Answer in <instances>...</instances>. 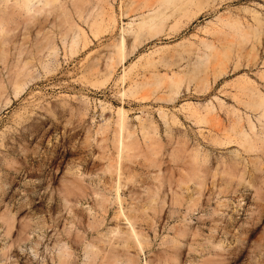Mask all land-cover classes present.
<instances>
[{"label": "rangeland", "instance_id": "obj_1", "mask_svg": "<svg viewBox=\"0 0 264 264\" xmlns=\"http://www.w3.org/2000/svg\"><path fill=\"white\" fill-rule=\"evenodd\" d=\"M20 1L0 0V264H264V156L219 144L259 125L264 0H94L90 21Z\"/></svg>", "mask_w": 264, "mask_h": 264}, {"label": "bare ground", "instance_id": "obj_2", "mask_svg": "<svg viewBox=\"0 0 264 264\" xmlns=\"http://www.w3.org/2000/svg\"><path fill=\"white\" fill-rule=\"evenodd\" d=\"M75 1L76 2L74 3V6H75V9H76L78 15L81 18L85 19L86 21H90L94 15L95 7H96V3L94 2V0H75ZM57 2H58V0H21L19 4L27 12H30V11H32V8L35 6L34 3L42 4V7L46 8V7L52 6L53 4H55ZM130 24H132V23L130 22ZM66 27H69V26L66 25ZM72 27H73V25H72ZM74 27L77 28L78 26L76 24H74ZM3 30H4V23L2 20H0V33H2ZM79 32H80V29H77V32L75 34H77ZM50 50L53 51L51 54H56V52H57V49L55 47L51 48ZM123 57H124V54H123ZM123 61H124V59H123ZM255 113L257 116V123L259 124L258 126L254 121H252L250 118H248L246 120V128H248V130H247L244 127V125L240 124L241 122L239 119L233 123V125L231 127V132H229L230 137H225L224 139H219V144L220 145H229L231 143L237 144V145L241 146L247 154H251V153L254 154V156L257 158L256 160L259 162V160L262 159V156H264V99H262L261 102L259 103V105L257 106ZM119 127L122 131H124V129H125V119L124 118L120 119ZM225 142H227V143H225ZM126 150H127V147L125 146L124 141L123 140L120 141V144H119L120 153L123 154L124 151H126ZM252 164H253V169L259 171V167L255 166L256 163L252 162ZM239 165L242 166L241 163L234 164L233 166H231V170L233 172H236L237 169H239L238 168ZM244 169L245 168L243 165V171L246 173V171ZM251 175L256 176L254 173H251ZM129 181H133V180L130 179ZM126 231H125L126 232L125 234L129 236L130 235L129 230H126ZM90 254H91V246H87L86 252H85L87 262H84L83 264H89V260L91 258ZM65 257H66V255L60 251L58 253V256H57L58 264H64L65 263V259H64ZM102 264H108V263H102Z\"/></svg>", "mask_w": 264, "mask_h": 264}]
</instances>
